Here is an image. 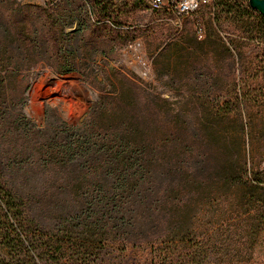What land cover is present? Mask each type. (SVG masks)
Listing matches in <instances>:
<instances>
[{
  "label": "trees",
  "instance_id": "trees-1",
  "mask_svg": "<svg viewBox=\"0 0 264 264\" xmlns=\"http://www.w3.org/2000/svg\"><path fill=\"white\" fill-rule=\"evenodd\" d=\"M139 4L0 0V264H235L258 244L264 50L249 67L198 9L191 30H145L174 98L119 67L99 79L96 56L138 41L119 18ZM207 4L264 30L248 0ZM45 68L97 92L83 121L24 113Z\"/></svg>",
  "mask_w": 264,
  "mask_h": 264
},
{
  "label": "rangeland",
  "instance_id": "rangeland-1",
  "mask_svg": "<svg viewBox=\"0 0 264 264\" xmlns=\"http://www.w3.org/2000/svg\"><path fill=\"white\" fill-rule=\"evenodd\" d=\"M21 4L44 5L50 0H17ZM118 6H123L131 0H113ZM140 4L133 8L132 6L124 10L120 15L119 21L123 25H132L138 27L136 31L138 36V46L135 52L129 51L126 47H121L114 54V59L105 63L101 56H96V65L99 66V79L103 78L104 69L106 72L109 68H122L135 79L150 85V89L163 98H174L178 93L171 90L166 83V77L157 79L153 70L151 55V39L147 38L145 30L154 31L156 35L165 33L168 29L175 30L179 27L192 28L193 17L188 16L177 22L175 15L167 8L160 11H153L150 6V0H139ZM179 1V0H173ZM210 4L202 5L199 10V16L203 19L205 29L208 21L213 29L219 32V36L227 42L232 39L240 47V50L247 57L246 60L253 62L249 67L254 68L257 65L258 52L264 50V30L255 23L254 31L249 32L250 25L243 21L235 20L227 15L221 9L208 7ZM218 13V21H214L215 13ZM213 20V23H210ZM140 55L148 66V76H143L141 62L136 57ZM102 68V69H101ZM238 75L236 74V77ZM264 85V78L261 80ZM254 82V79L251 80ZM97 92L84 81L83 77L77 72L65 74H55L51 69L45 68L40 70L35 78L31 81L30 88L27 92L28 102L24 107V113L32 119L35 125L42 126L45 123V110H52L54 118L60 117L69 124L75 125L83 121L88 113L91 103L95 99ZM264 124V123H263ZM235 264H264V226L259 233L258 244L251 253H243Z\"/></svg>",
  "mask_w": 264,
  "mask_h": 264
},
{
  "label": "built area",
  "instance_id": "built-area-1",
  "mask_svg": "<svg viewBox=\"0 0 264 264\" xmlns=\"http://www.w3.org/2000/svg\"><path fill=\"white\" fill-rule=\"evenodd\" d=\"M211 0H179V1H167V0H150L149 6L152 10L160 11L163 8H168L175 14L177 22L181 21L183 17L194 14L201 5L209 3ZM199 38L202 37L201 31L198 33ZM140 42L134 41L126 46V49L135 52L140 46ZM136 57L141 62V69L143 76H148V66L141 60L140 55L136 53Z\"/></svg>",
  "mask_w": 264,
  "mask_h": 264
},
{
  "label": "water",
  "instance_id": "water-1",
  "mask_svg": "<svg viewBox=\"0 0 264 264\" xmlns=\"http://www.w3.org/2000/svg\"><path fill=\"white\" fill-rule=\"evenodd\" d=\"M170 1V0H167ZM249 6L264 16V0H248Z\"/></svg>",
  "mask_w": 264,
  "mask_h": 264
}]
</instances>
